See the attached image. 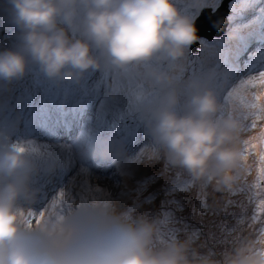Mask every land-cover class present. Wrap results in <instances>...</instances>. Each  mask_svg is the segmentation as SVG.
Instances as JSON below:
<instances>
[{"label":"clouds","instance_id":"9594fccd","mask_svg":"<svg viewBox=\"0 0 264 264\" xmlns=\"http://www.w3.org/2000/svg\"><path fill=\"white\" fill-rule=\"evenodd\" d=\"M6 2L18 43L0 51V81L23 78L33 64L57 82H79L90 71L111 72L118 80L135 77L141 85L136 99L147 132L170 162L198 181L214 182L217 190L239 189L247 172V139H242L246 124L233 112L221 115L226 109L212 87L215 69L204 77L183 79L191 47L202 40L195 19L205 0H186L183 5L177 0ZM96 79L91 92L94 110L95 102L103 100ZM146 85L158 90L155 99L147 95ZM112 97L111 105H105L107 113H113L108 124L117 135H130L133 127L127 120L139 113L132 95L117 87ZM69 119L75 123L67 138L91 142L87 137L81 142L77 131L84 125L81 119H89L80 111ZM128 153L118 165L114 162L113 170L109 161L101 168L96 162L94 171L82 173L93 162L74 161L80 165L75 172L78 186H94L98 180L111 186L114 176L130 178L134 168ZM36 171L26 144L0 142V264H264V247L248 243L222 260L199 253L192 238L157 247L155 224L133 221L103 206L74 208L62 220L45 215L41 224L29 227L28 213L41 212L35 208L40 198L33 183Z\"/></svg>","mask_w":264,"mask_h":264},{"label":"rangeland","instance_id":"374dc122","mask_svg":"<svg viewBox=\"0 0 264 264\" xmlns=\"http://www.w3.org/2000/svg\"><path fill=\"white\" fill-rule=\"evenodd\" d=\"M221 1L205 0V6L216 8ZM177 3L183 5L186 0H177ZM230 8L232 23L226 34L213 40H203L198 51L190 50L183 79L204 77L210 69L222 72L225 78L217 74L212 83L219 100L225 105L226 111L221 115L226 116L230 111L243 120L246 130L242 139L250 140L258 136L264 127V123L258 122L255 130H249L247 127L251 117L246 119L244 116L249 112L244 104L252 103L253 94L258 90L239 89L238 84L264 71V47L251 45L253 38L264 36V30H260L264 22V0H232ZM17 43L16 29L9 23L7 2L0 0V51L13 49ZM27 75L34 84L32 66ZM19 80L0 81V111H5L12 104L13 95L23 94L18 89ZM95 83L100 87L103 83L106 85L102 91L103 100L96 104L93 125L81 119L84 125L77 130L81 142L86 137L91 142L100 141L101 152L106 151L102 148L109 142L106 130L113 131L114 127L108 124L112 116L107 113L105 105L108 98L113 99L114 88H121L123 94L130 92L139 111L138 115H131L127 120L130 128L133 127L130 135L136 140L135 149L127 157L129 166L134 168L133 175L121 180L115 176L112 178L108 193L113 200L103 207H109L113 214H128L133 221L146 220L155 224L159 234L157 247L174 240L192 238L194 249L201 254L212 253L216 260H222L242 243L255 248L264 247V244L258 242L262 239L260 229L264 227V215H261L259 207L264 200V186H254L257 184L256 156L249 155L247 172L236 192L217 190L214 182L198 181L186 170L174 166L166 151L155 144L147 132L136 99L141 85L135 77L118 80L114 73L100 71ZM234 87L238 88L239 95L229 100L228 94ZM145 91L152 99L159 95L158 90L151 86L146 85ZM125 97L130 98L128 95ZM19 124L21 127L18 131L6 136L7 142H13L15 135L27 136L22 122ZM103 137H106L104 142ZM123 171L126 172L127 168ZM210 241L212 245L209 246Z\"/></svg>","mask_w":264,"mask_h":264},{"label":"snow or ice","instance_id":"6c2138e0","mask_svg":"<svg viewBox=\"0 0 264 264\" xmlns=\"http://www.w3.org/2000/svg\"><path fill=\"white\" fill-rule=\"evenodd\" d=\"M239 89H251V90H258L255 91L253 94V102L252 103H245L244 107L249 109L247 115H244L246 119L251 117V122L248 124L249 130H255L257 128L258 122L264 123V103H259L264 101V71H260L254 76H251L238 84ZM238 88L234 87L228 94L229 100L234 95H239ZM245 161H248L249 155H254L257 158V184L254 185L256 187L264 186V127L260 129L259 135L253 137L250 140H245ZM259 149V151H257ZM23 151V149H20ZM249 171H251L249 169ZM60 198L62 199L65 193L61 192ZM70 198V197H69ZM261 211V215H264V200L260 202L259 205ZM46 215L45 211H41L39 215L35 212H29L27 215V223L28 226L31 227L33 222L39 225L43 222L44 217ZM61 220L63 216L59 217ZM255 219V216L253 217ZM260 237L262 238L258 242L264 244V227H261L259 232ZM264 255V251L260 253Z\"/></svg>","mask_w":264,"mask_h":264},{"label":"water","instance_id":"95a60500","mask_svg":"<svg viewBox=\"0 0 264 264\" xmlns=\"http://www.w3.org/2000/svg\"><path fill=\"white\" fill-rule=\"evenodd\" d=\"M230 1L223 0L216 10H213L212 7H206L201 11L195 19V27L198 30L197 35L199 37L213 40L215 37H221L226 34L231 24L229 18L231 13ZM208 17H213L214 19L208 21ZM201 44L202 40L194 44L191 50L198 51Z\"/></svg>","mask_w":264,"mask_h":264},{"label":"bare ground","instance_id":"6f19581e","mask_svg":"<svg viewBox=\"0 0 264 264\" xmlns=\"http://www.w3.org/2000/svg\"><path fill=\"white\" fill-rule=\"evenodd\" d=\"M212 19H214V18L208 17V21H209V20H212ZM101 83H102V82H101ZM105 86H106L105 83H103L102 91L105 90ZM107 105H108V106L111 105V101H110L109 98L107 99ZM67 111H68V106H66L65 108L61 109V110H60V113H61L62 115H67ZM112 148L114 149V146H112ZM119 152L121 153V151H119ZM88 170H89V167L87 166V167L82 168V169H81V172H82V173H85V172L88 171ZM93 206H102V205H101V204H96V205H93ZM72 208H73V207H67V208L64 209V211L67 212V213H69V212H70V209H72Z\"/></svg>","mask_w":264,"mask_h":264},{"label":"trees","instance_id":"16d2710c","mask_svg":"<svg viewBox=\"0 0 264 264\" xmlns=\"http://www.w3.org/2000/svg\"><path fill=\"white\" fill-rule=\"evenodd\" d=\"M221 77H222V76H221ZM179 215L182 216V213H180ZM216 237H217V235H216ZM210 245H212V242H211V241L209 242V246H210Z\"/></svg>","mask_w":264,"mask_h":264}]
</instances>
